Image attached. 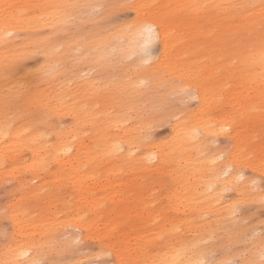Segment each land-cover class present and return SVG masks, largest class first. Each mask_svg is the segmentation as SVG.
<instances>
[{"label": "bare ground", "instance_id": "obj_1", "mask_svg": "<svg viewBox=\"0 0 264 264\" xmlns=\"http://www.w3.org/2000/svg\"><path fill=\"white\" fill-rule=\"evenodd\" d=\"M149 1L155 0L134 1L136 16L131 22L109 30L107 35H98V32L95 31L88 37L93 47L91 58L95 62L106 55L104 52L106 47H112L115 50L113 52L117 58L114 62L121 58L147 52L157 44L161 50L154 66L145 68L139 66L134 73L136 81H149L151 84L149 90L144 87L138 88L129 83L123 85L124 90L120 92L121 95L118 99L121 102L118 106L115 105V97L112 93H108L105 97L112 104L115 113L107 116L103 129L110 133L108 130L110 127L122 128V122L130 121V112L138 106L137 110L141 109V114L136 113V117L131 121L133 125L125 124L120 134L109 135L102 133L103 129L100 128L99 119H94L97 127L94 147L104 158L110 159L108 163L110 172L121 169L128 159L132 160L133 166L139 167H148L152 161H155L156 166L170 162L179 163L181 159L194 161L196 157L203 156L204 148L209 144L210 139L215 137L216 129L207 124L209 120L204 116L207 105H211L213 94L219 91L218 86L212 85L193 87L196 90L199 103L193 115H184L181 121L176 123L174 134L178 138V142L174 146L162 150L157 144L148 141L149 137L144 128L147 124L156 122V119L159 120V112L157 114L156 108L154 109V104L159 98L152 93L157 92L162 82L156 75L162 71L164 62L172 54L170 37L177 33V38L180 40L185 25L189 26L187 43L190 53L189 60L193 65L205 59L210 64L220 66L236 59L238 64L246 70L244 72L248 77L250 76V80L264 87V65L261 63V56L264 54V27H262L264 25V2L262 0H158L162 1V4L156 12L144 9ZM64 3H66L65 0H0V9L2 8L0 11L2 13L0 15L2 17L0 18V110L9 112L4 117L0 116V130H3V134H0V172L4 169L7 160L9 170H15L23 163L26 171L31 172L34 179L43 180L40 175L48 173L50 165H53L57 167L53 174L56 180L61 182L66 179L68 184L72 180H84L87 184L86 178L90 172L87 170L84 172L79 162L80 143L60 136L55 141H48L38 133L28 137L24 135L23 130L29 125L36 129L53 128L54 121L52 122V120L56 119L48 113L50 112L48 101L51 95L39 92L38 82L43 81L49 85L55 78V74L65 75L71 68H67L68 65L72 64V67H76L80 62L81 57L75 55H77L78 49H83L81 37L85 36L84 31H79L75 38L69 40L63 38L58 41L55 38L52 39L50 35L46 37L40 34L43 32L42 30L49 28L50 23L53 24L50 31L57 27L64 30L66 19L70 16L76 17L78 9L66 15L63 12L64 7H47L49 5L64 6ZM107 4L106 11L111 10L115 5L113 0ZM5 6L8 11L3 8ZM137 20L141 23L150 22L155 26L154 39L147 46H145L146 36L121 31L126 25ZM201 21H206L207 25L200 24ZM171 26H174L173 33L170 32ZM98 27L100 26H97V30ZM8 32H11L12 35L8 36L6 34ZM82 34L84 35L82 36ZM54 46L61 48L59 53L54 51ZM29 48L44 49L50 54L51 63L40 70L36 75L37 79L23 83L12 75L15 74L13 70L17 66L19 56L26 53ZM110 53L113 55L112 52ZM71 58L74 60L72 63ZM136 61L138 63L140 60ZM136 61L135 64H137ZM128 63H126L127 67L130 64L131 67L133 66L131 61L130 64ZM220 72L226 73L227 70L222 69ZM152 90L154 92H150ZM145 102L149 103L148 109L145 107ZM63 103V100H59V104ZM24 113L28 115L26 116ZM124 115L125 119H123ZM162 115H160V119L167 117H162ZM243 115L245 116V111ZM18 116L21 119H18ZM231 119L229 115H220L216 127L220 126L218 129H223L222 133L225 130L231 131L232 139L236 140V127ZM262 123L263 121H257L254 127L262 126ZM241 127L242 124L238 122V139ZM10 129L12 130L11 138L7 133ZM14 150H26L28 157H24L21 161L20 157L12 155ZM218 158H215L209 167L203 165L204 162L195 165L197 170L206 168L202 176L198 175V178L195 176L193 180V184L197 180L199 183H203H201V187L198 186L199 183L195 185L201 189L203 198L192 194L184 197L180 192L184 189L181 188L174 195L175 204L171 207L173 215L161 218V223L154 228L152 238L143 237L144 242L139 246L136 241L133 243V247L130 249V252L133 251L131 257L138 261V264H160L161 262L173 264L178 259L184 260L185 264H199L204 260L203 255L208 253L209 248L214 249L213 246L226 244H223L224 240L223 243L221 242V238H225L228 244L230 240H236V237L239 236L235 230L237 227L232 225L234 227L227 230L232 222V214L237 206L248 202H258L260 193L264 192V183L262 188L257 190H254L255 187H259L256 182L254 188L250 186L249 181L240 183V171L237 168L240 161L235 158L233 153L221 161H218ZM261 162L262 160L259 159L257 164L250 168L263 178L264 168L260 166ZM118 165L120 166L118 167ZM229 167L231 168L230 174L225 177V171ZM180 178L187 179L185 174H182ZM17 187L19 189L28 188L25 181L19 182ZM45 188L46 186L42 182L37 184L33 190L22 195L18 200L19 205L16 210L12 211L8 208L6 216L13 227L14 237L11 236L10 240H7V244L2 250L0 248V264H13L22 250H30L31 259L44 258L51 250L60 251L61 246L56 243L60 241V232H63L62 230L68 226L80 231L74 239L84 241L88 237V232L92 227L90 220L84 217L82 208L85 206L74 207L72 217L66 216L60 221L58 218L49 220L41 231L27 232L28 229L21 223L28 217L29 206H26V203H31L34 199L35 189L38 192H43ZM226 189L233 190L238 199L220 206L218 201L220 193ZM87 203V207L92 209L94 215L101 208L99 203H95L92 196L89 200L87 199ZM149 223L151 222L149 221ZM221 233L224 237H221L223 236ZM160 237L168 239L163 251H165V256L169 253V257H160L161 248L157 242ZM96 238L100 254L105 252L112 254L115 264H128L125 259L126 248L122 249L116 244L118 242L114 237L109 240H104L105 238L99 236ZM219 238L221 243L205 244L206 240L214 241ZM154 240L156 241L153 242ZM254 245H257V242ZM126 246L129 247V242ZM258 251H261L260 246L254 247L252 250V252ZM150 257L152 259L146 262Z\"/></svg>", "mask_w": 264, "mask_h": 264}, {"label": "rangeland", "instance_id": "obj_2", "mask_svg": "<svg viewBox=\"0 0 264 264\" xmlns=\"http://www.w3.org/2000/svg\"><path fill=\"white\" fill-rule=\"evenodd\" d=\"M110 1L112 0H65L63 12L68 15L73 10L78 9L76 17L70 16L66 19L64 30L57 27L50 31L53 27L52 23H50L49 28L42 30L41 36L48 37L50 35L52 39L55 38L57 41L63 38L66 40L75 38L79 31H84L85 36L82 34L84 38L81 37L83 49L80 48L78 52L75 51L78 56L74 55L81 57L80 62L76 67H72V64L71 66L68 65L67 68L71 67L68 70L69 73L67 72L65 75L55 74V78L49 85L43 81L38 82L37 89L39 92L51 95L48 101L50 107L48 113L56 119L52 120V122L54 121L53 128L36 129L30 125L23 128L24 135L28 137L38 133L48 141H55L60 136L80 143L79 162L84 172L86 170L90 172L86 178L87 184L84 180H72L70 184L66 179L61 182L56 180L53 174L57 167L53 165H50L48 173L40 175L43 180L34 179L31 172L26 171L23 163L17 169L9 170L6 160V165L0 172L1 250L6 246L7 240L9 241L11 236L14 237L13 227L6 216L8 208L12 211L16 210L19 205L18 200L22 195L33 190L41 182L46 188L43 192H38L35 189L34 199L31 203H26V206H29L27 220L21 222L28 229V233L41 231L49 220L54 218H58L60 221L66 216L72 217L73 208L77 206H85L82 208L84 217L90 220L92 227L84 241L74 239L80 231L73 227L68 226L62 230L63 232L59 234L60 241L56 243L61 246V250L53 251L50 249L49 255H45L43 258L46 264H93L97 258L107 261V264H115L112 254L99 253L97 236L105 238L104 240L114 237L118 242L116 244L122 249L126 248V263L138 264V261L131 257L133 251L130 252V249L133 247V243L136 241L139 246L144 242L143 237L152 238L154 228L161 223V218L173 215L171 207L175 204L174 195L176 192L183 188L184 190L180 191L182 196L188 197L192 194L203 198L201 189L195 187L199 183L198 180L193 184L194 177L198 178V175L202 176L203 172L206 171V168L197 170L195 165L200 162H204L202 164L209 167L215 158L219 157L218 161H221L233 153L235 158L240 161V165L237 167L241 173L239 176L243 177V179H239L240 183L249 181L250 186L254 188L256 182L259 187H255L254 190L263 186L264 176L262 178L250 167L257 164L259 159L264 161V87L251 81L250 76L248 77L247 73L244 72L246 70L238 64L236 59L220 66L210 64L205 59L193 65L189 60L190 53L187 43L189 26L186 27V25L181 32L180 40L177 38V33L170 37L172 54L164 62L162 71L156 75L162 84L157 92L150 91L159 98L154 104L156 113L159 112V120L156 119V122L147 124L144 128L149 137L148 141L157 144L162 150L174 146L178 142V138L174 134L176 123L181 121L184 115H193L199 103L196 90L193 87L212 85L218 86L219 91L213 94L211 105H207L204 116L209 120L207 124L216 129L215 137L211 138L209 144L204 148L203 156L196 157L194 161L181 159L179 163L170 162L158 166L154 164L155 161H152L148 167H139L133 166L132 160L128 159L121 169L114 172L108 171L110 159L104 158L94 147L97 133L94 119H99L101 129L105 127L107 116L115 113L112 104L105 97L108 93H112L115 97V105L118 106L121 102L118 99L121 95L120 92L124 90L123 85L129 83L138 88L144 87L149 90L151 88L149 81H136L134 73L139 66L144 68L154 66L161 52L157 44L147 52L121 58L114 62L117 58L113 52L115 50L112 47H106L104 48L106 57L103 56L95 62L91 58L93 47L88 40L90 34L93 35L96 31L98 35H107L109 30L131 22L136 16L135 10L129 11L120 7H112L111 10L106 11L107 3ZM116 1L117 3H115ZM134 1L113 0L115 5L134 3ZM262 1L264 2V0ZM161 4L162 1H149L144 9L156 12ZM73 5L76 7H72ZM81 5L97 7L103 5L104 7L93 11L91 7H79ZM3 8L8 11L7 6ZM200 24L207 25L206 21H201ZM97 26H100L98 30ZM170 28V32L173 33L174 26ZM60 50L61 48L54 46V51L59 53ZM138 59L140 61L137 63L136 60ZM72 61H74L73 58H71V63ZM130 61L134 67H131ZM17 62V66L13 70L15 74L12 77L23 83H29V81L37 79L36 75L44 66L51 63V58L44 49L29 48L26 53L19 56ZM126 63L130 64L129 67L126 66ZM63 68L66 69L65 66ZM222 69H226L227 72H220ZM29 88L34 89L31 86ZM59 100H63L64 103L59 104ZM145 107L146 109L149 108L148 102H145ZM137 109L138 106L130 112V121L122 122V128L125 127V124L133 125L131 121L136 117V113L141 114V109ZM164 111L169 113L166 114ZM244 111L245 116L243 115ZM8 113V111L0 110V116L4 117ZM24 114L28 115L27 113ZM160 115L167 117L160 119ZM220 115H229L232 118L231 120L236 127V140L232 139L231 131L225 130L223 134V129L219 130L220 126L216 127ZM123 119H125V115ZM257 121H263L262 126L256 125L254 127ZM21 122L24 123L25 121ZM238 122L242 124L239 139ZM122 128L110 127L108 128L110 133H107L106 129H103L102 133L120 134ZM7 133L8 137L11 138L12 130L10 129ZM27 154L26 150H14L12 152V155L20 157L21 161ZM182 174H185L186 180L180 178ZM22 181L27 183L29 189L17 187L18 183ZM201 183L198 186L201 187ZM209 192L212 193L213 191ZM91 196L95 203H99L101 206L97 212L98 215L97 213L94 215L92 209L87 207V199L89 200ZM237 199L238 197L233 190L226 189L220 193L218 201L222 206V204L227 205L235 202ZM232 222L227 230H231L234 226L237 227L235 230L239 236L236 237V240H230L228 244L225 238H221L224 237L221 233L223 235L220 234L221 242L223 243L224 240L223 244L226 243L227 245H222V247L219 244L213 246L214 249L209 248L208 253H204L203 259L212 261L214 264H229V262H233V264L235 262L261 264V251L252 252V250L260 245L258 243L261 242V239H264L260 235L264 232V205L259 202H248L242 206H237L232 214ZM221 232L226 234L224 231ZM220 238L214 241L206 240L205 244L219 243ZM166 241L168 239L164 237H160L157 241L161 248L160 257H169V253L165 256V251H163V248L166 247ZM127 242H129V247L126 246ZM256 242L257 245H254ZM170 252L172 251L170 250ZM151 259L152 257L146 262ZM242 260L243 263H241Z\"/></svg>", "mask_w": 264, "mask_h": 264}, {"label": "snow or ice", "instance_id": "obj_3", "mask_svg": "<svg viewBox=\"0 0 264 264\" xmlns=\"http://www.w3.org/2000/svg\"><path fill=\"white\" fill-rule=\"evenodd\" d=\"M49 8H60V7H64L62 5H49L47 6ZM72 7H76L75 5H73ZM79 7H91L93 8V11H97L98 9H102L104 6L100 5V6H94V5H81ZM113 7H120V8H124L127 9L129 11L135 10L136 9V5L133 3H127V4H121V5H114ZM262 27H264V25H262ZM123 33H128V34H139V35H143L146 36V45L150 44L153 39H154V34L156 33V29L153 23L150 22H139L134 21L131 24L126 25L122 30ZM8 36H11L12 33L8 32L6 33ZM261 63L262 65H264V54H262L261 56ZM0 134H3V130H0ZM221 159H223V157H221ZM262 168H264V161L261 162L260 165ZM231 168L229 167V169H226L225 171V177H227L230 174ZM239 179H243V177H239ZM261 205H264V192L260 193V199L258 201ZM262 237H264V232H262L260 234ZM260 248H261V264H264V239H261L260 242ZM179 255V254H178ZM26 262H28V264H46V261L43 258H35V259H31V252L30 250H22L19 253V256L17 257V260L15 262H13V264H26ZM93 264H107V261H104L102 259L97 258L96 260L93 261ZM161 264H167V262H161ZM173 264H185L184 260H176L173 262ZM199 264H214V262L212 261H207V260H202L199 262ZM229 264H233V262H229ZM235 264H240V262H235Z\"/></svg>", "mask_w": 264, "mask_h": 264}]
</instances>
